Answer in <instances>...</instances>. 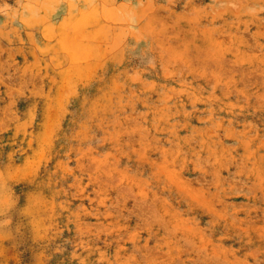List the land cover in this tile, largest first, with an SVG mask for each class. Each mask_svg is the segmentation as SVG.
Masks as SVG:
<instances>
[{"label": "rangeland", "instance_id": "rangeland-1", "mask_svg": "<svg viewBox=\"0 0 264 264\" xmlns=\"http://www.w3.org/2000/svg\"><path fill=\"white\" fill-rule=\"evenodd\" d=\"M0 264H264V0H0Z\"/></svg>", "mask_w": 264, "mask_h": 264}]
</instances>
